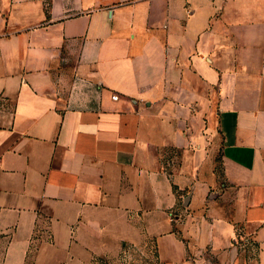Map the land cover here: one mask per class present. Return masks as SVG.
<instances>
[{
	"label": "crops",
	"instance_id": "crops-1",
	"mask_svg": "<svg viewBox=\"0 0 264 264\" xmlns=\"http://www.w3.org/2000/svg\"><path fill=\"white\" fill-rule=\"evenodd\" d=\"M128 247L264 264V0H0V264Z\"/></svg>",
	"mask_w": 264,
	"mask_h": 264
},
{
	"label": "rangeland",
	"instance_id": "rangeland-1",
	"mask_svg": "<svg viewBox=\"0 0 264 264\" xmlns=\"http://www.w3.org/2000/svg\"><path fill=\"white\" fill-rule=\"evenodd\" d=\"M125 249L128 252L126 256H110L98 260V264H156L155 258L150 256L145 249L142 251H133L131 248Z\"/></svg>",
	"mask_w": 264,
	"mask_h": 264
},
{
	"label": "built area",
	"instance_id": "built-area-1",
	"mask_svg": "<svg viewBox=\"0 0 264 264\" xmlns=\"http://www.w3.org/2000/svg\"><path fill=\"white\" fill-rule=\"evenodd\" d=\"M129 248V247H128ZM130 249V248H129ZM133 251H139V250H137V249H134V248H131ZM127 251H126V249L124 250V252L122 253V256L124 257V256H126L127 255Z\"/></svg>",
	"mask_w": 264,
	"mask_h": 264
}]
</instances>
